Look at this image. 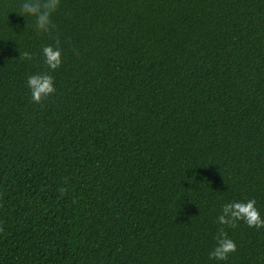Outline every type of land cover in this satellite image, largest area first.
Returning <instances> with one entry per match:
<instances>
[{
  "label": "trees",
  "instance_id": "trees-1",
  "mask_svg": "<svg viewBox=\"0 0 264 264\" xmlns=\"http://www.w3.org/2000/svg\"><path fill=\"white\" fill-rule=\"evenodd\" d=\"M22 3L0 0V264H264L243 221L208 255L224 203L264 216V0H59L48 32Z\"/></svg>",
  "mask_w": 264,
  "mask_h": 264
},
{
  "label": "clouds",
  "instance_id": "clouds-1",
  "mask_svg": "<svg viewBox=\"0 0 264 264\" xmlns=\"http://www.w3.org/2000/svg\"><path fill=\"white\" fill-rule=\"evenodd\" d=\"M59 0H23L22 14L25 18L34 16L36 29L48 32L52 27V13L57 9ZM41 53L43 63L49 70H55L62 64V51L58 44H46L42 47ZM23 57L31 59L28 52L20 53ZM30 90L31 99L40 102L55 92L54 76L51 71H41L30 74L26 81ZM217 222L222 227L215 236V245L209 251L210 259L217 261L226 260L228 255L235 252L237 244L225 230L223 226L234 227L237 221H243L249 227H264V216L256 207L255 198L246 200H232L226 202L221 207V212L217 216Z\"/></svg>",
  "mask_w": 264,
  "mask_h": 264
}]
</instances>
